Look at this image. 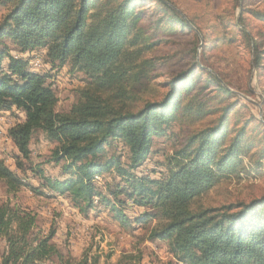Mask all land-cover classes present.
Wrapping results in <instances>:
<instances>
[{"label": "trees", "instance_id": "trees-1", "mask_svg": "<svg viewBox=\"0 0 264 264\" xmlns=\"http://www.w3.org/2000/svg\"><path fill=\"white\" fill-rule=\"evenodd\" d=\"M251 1L234 0L231 23L224 27L239 30L252 81H259L264 32L252 33L245 18L264 23V12L252 8ZM0 6L6 10L0 18V114L21 118L6 130L17 152L15 169L0 160L7 196L28 188L42 196L66 197L84 216L102 206L124 229L155 221L146 240L165 243L177 264H264V196L218 207L196 204L222 178L245 172L240 168L244 157L254 169L264 159V119L250 114L241 123L237 118L229 130V116L242 99L197 61L199 52L213 47L202 27L183 18L169 0H0ZM172 23L192 33L187 57L177 55L179 62L189 61L161 83L158 99L136 106L135 88L157 78L156 70L166 64L143 57L160 43L149 39L159 31L177 34ZM224 40L231 45L238 39ZM37 58L44 69L34 68ZM66 68L82 75L85 86L61 112L48 80ZM197 72L205 78L194 79ZM244 94L254 96L251 85ZM207 118H213L211 124L181 139L173 131L176 125ZM253 122L262 129L250 127ZM35 135L51 145L47 163L59 169L58 177L30 171L39 180L37 187L22 176L29 171L25 164ZM167 139L175 142L170 152L153 150L155 141ZM151 156H157L150 172L156 177L143 173ZM134 207L138 215L126 213ZM54 235L52 227L44 234L36 215L10 200L0 205L5 247L0 264H45L53 258L59 264H97L88 257H64L52 243ZM140 261L141 256L127 254L116 264Z\"/></svg>", "mask_w": 264, "mask_h": 264}, {"label": "rangeland", "instance_id": "rangeland-1", "mask_svg": "<svg viewBox=\"0 0 264 264\" xmlns=\"http://www.w3.org/2000/svg\"><path fill=\"white\" fill-rule=\"evenodd\" d=\"M183 18L194 20L198 26L204 29V33L212 40V49L205 51L202 55L199 52L197 61L203 66L214 71L218 77L232 89L239 98L241 104L234 110L229 118V130L234 127L235 121L239 118L241 123L249 119L250 114L256 115L260 120L264 119V104L262 102V90H264V75H260L259 81L256 78L252 81L253 69L250 67L248 50L236 28H225L230 24L234 0H169ZM252 8L264 12V0H252ZM143 4V9L147 8ZM154 7L153 4L150 6ZM6 12L0 6V18ZM248 28L255 33L257 29L264 32V23L257 22L246 16ZM145 24L147 19H145ZM177 34L170 35L168 32L159 31L158 35L149 39L150 42L160 41L150 51L143 54L146 58H160L166 62L165 66H159L156 70L157 78L145 84L144 88L136 87L134 93V104L139 106L144 100H155L163 93L161 83L168 81L170 74L182 70V62L178 56L187 57L186 52L191 49L193 36L190 31L176 23L169 24ZM236 37L235 43L226 44V38ZM222 40H217L221 39ZM40 60L39 58H37ZM41 61V60H40ZM182 63V64H181ZM35 68V67H34ZM42 63H38V70L42 69ZM36 69V68H35ZM44 69V68H43ZM205 76L201 72L194 75ZM52 83L55 94L58 98L57 110L66 111L77 100V91L85 86L84 78L80 74L69 73L68 68L48 80ZM250 81L252 82L250 84ZM252 86L254 96L248 97L244 94L247 88ZM255 89V90H254ZM241 105H245L242 106ZM134 106V107H136ZM16 114H0V160L11 169H15V153H17L7 137L6 130L13 124L20 121ZM213 118H207L203 122H196L190 125H176L173 129L178 134V139L201 126L211 124ZM262 129L258 124H251L250 127ZM183 129V131H181ZM248 134H251L250 132ZM260 136V135H259ZM173 139L157 140L153 150L170 152L174 145ZM30 162L25 164L29 171L22 174L26 181L37 187L39 180L30 171L41 169L48 177H58L59 169L48 164L51 145L47 144L40 135H35L30 142ZM253 152V151H252ZM143 168V173L150 175L153 169V159ZM256 160V158H253ZM254 164L249 163V157L242 159L240 168L245 172L237 173L222 178L212 189L203 193L196 201L201 207H218L228 203L244 202L264 196V159L260 166L254 169ZM253 167V168H252ZM156 177V173L150 175ZM108 177V174H104ZM107 179V178H105ZM101 183L102 178H95ZM44 191V190H43ZM47 193V192H44ZM48 195V194H47ZM10 200L12 206L36 215L37 224L43 233H47L52 227L55 235L52 243L59 249L64 257L79 260L88 257L90 261H97V264H116L123 255L133 254L141 256L139 264H177L166 252V245L162 242H149L146 240L147 231L155 225V221H149L143 225L131 226L124 229L112 218V214L102 206L99 212H89L88 216L79 214L72 208L66 197L42 196L33 193L28 188H22L15 197L7 196L0 183V205ZM97 209V210H98ZM126 213L132 216L138 215L140 210L135 207ZM5 250L4 244L0 242V254ZM45 264H59L55 258Z\"/></svg>", "mask_w": 264, "mask_h": 264}, {"label": "built area", "instance_id": "built-area-1", "mask_svg": "<svg viewBox=\"0 0 264 264\" xmlns=\"http://www.w3.org/2000/svg\"><path fill=\"white\" fill-rule=\"evenodd\" d=\"M38 63H41V61L38 60V59H36V60L34 61V67H35L36 69H38Z\"/></svg>", "mask_w": 264, "mask_h": 264}]
</instances>
